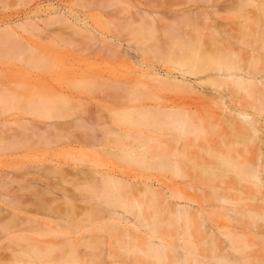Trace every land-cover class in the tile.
<instances>
[{
	"label": "rangeland",
	"instance_id": "rangeland-1",
	"mask_svg": "<svg viewBox=\"0 0 264 264\" xmlns=\"http://www.w3.org/2000/svg\"><path fill=\"white\" fill-rule=\"evenodd\" d=\"M243 8L238 7L236 0H0V212L6 216L12 214L5 204L9 197L26 206L18 211L12 208L15 217L20 219L14 232L0 231V264L13 261L18 251L14 239L17 233L29 235L32 229H39L38 223L27 222L29 218H48L37 212L36 206L50 204L53 215L62 216L74 229H80L88 223L86 219L98 215L91 211L94 207L86 202L87 193L82 189L97 174L114 176L128 184L121 194L127 200L137 196V201L143 203L140 213L143 218L131 220V223L142 230H146L145 224H150L157 236L173 244H180L187 238L184 222H175L171 211L174 202L169 201L172 207L169 210L160 205L166 200L162 197L155 202L163 212L154 218L148 206L152 194L150 196L145 190V184L161 196L174 188L194 195L197 201L186 202L193 208L190 209L192 213L201 210L204 219L201 229L220 231L232 224L229 218L234 212L229 210L232 204H224V209L219 210L213 193L201 184L206 182L201 168L205 160L197 158L194 165L185 162V178L174 177L171 171L142 169L115 157L103 144L102 136V145L74 139H79L81 133H86L90 139L89 131L75 123L82 111L88 109L94 117L105 120L111 116L113 108L120 109L122 104L124 107V103L138 93L140 85L136 80L150 85V74L182 78L171 68V63L153 58L150 52L143 54V46L132 37V28L152 20L157 35L163 40H170L171 33L182 40L200 35L201 43L214 45L210 48L214 50L215 46L233 45L235 39H250L248 36L242 39L237 29L243 26L237 17ZM248 10H254L253 5L243 9ZM220 37L227 39L219 42ZM14 44L28 47L41 61L33 66L21 63L13 50ZM166 71L171 73L166 74ZM189 80L196 84L194 78ZM150 90L164 98L185 96L193 101L196 96L195 93ZM13 91L16 96H12ZM59 96L69 101H60L64 98ZM11 97H16V106L9 105ZM29 101L36 105L38 101L53 102L69 116L55 119L24 116L20 108ZM224 102L228 109L239 107L229 98ZM216 110L221 113L220 109ZM30 121L36 128L31 129ZM49 123L56 125L48 126ZM18 124L31 130L28 141H8L11 137L6 135L18 129ZM216 124L208 126L207 136L197 141L191 151L198 152V144L217 149L213 144L229 136V128L220 120ZM263 133L264 123L261 137ZM200 154L208 158L210 153L199 151ZM54 166H60L62 172L54 173ZM4 196L7 200L2 199ZM68 200L71 206L67 205ZM110 226L100 231L101 239L93 241L96 249L111 253L108 264L152 262L127 242L121 233L123 229ZM127 227L132 235L142 234L131 224ZM196 229V225L191 226V231ZM41 230H45L44 225ZM136 256L140 262L130 261L137 260Z\"/></svg>",
	"mask_w": 264,
	"mask_h": 264
},
{
	"label": "bare ground",
	"instance_id": "bare-ground-1",
	"mask_svg": "<svg viewBox=\"0 0 264 264\" xmlns=\"http://www.w3.org/2000/svg\"><path fill=\"white\" fill-rule=\"evenodd\" d=\"M236 1L244 10L246 5L254 7V10L246 12L242 9L237 15L243 22V26L237 28L240 37L248 36L250 39H235L233 45L215 46L214 50H210L214 45L201 43L200 35L182 40L174 38L171 33L170 40H163L157 35L152 20L132 28L133 39L143 46L142 53L150 52L153 58L171 63V68L182 78L150 74V85L136 80L140 85L138 93L124 103V107L122 104L120 109L113 108L111 116L105 120L94 117L88 109L82 111L75 123L89 131L90 139L86 133L74 139L80 143L97 142L102 145V136L103 144L115 157L142 169L171 171L174 177L185 178V162L194 165L197 158L205 160L201 168L206 182L201 184L213 193L219 210L224 209V204H232L229 208L234 211L229 215L232 224L220 231L201 229L204 226L201 210L192 213L190 209L193 208L186 202L196 200L194 195L174 188L161 196L145 184V190L150 192V196L152 194L148 206L154 218L163 212L155 202L162 197L166 200L159 204L169 210L172 208L170 202H174L171 211L175 222H184L187 238L180 244H173L157 236L150 224V227L145 224L146 230H142L131 223V220L143 218L140 215L143 203L137 201V196L127 200L121 194L128 184L114 176L97 174L82 189L87 193L86 202H91L94 207L91 211L98 215L86 219L88 223L80 229H74L62 216L53 215L54 209L49 207L50 204L47 207L36 206V211L48 218L27 220L38 223L39 229H32L29 235L21 232L14 236L18 251L13 255V261L7 264H108L107 258L111 253L96 249L93 244L94 240L102 238L100 231L106 225L123 229H120L122 236L136 248V252L152 260L148 264H264V222L259 223V220H264V133L260 136L264 123V0ZM211 39L214 41V37ZM226 39L220 37L219 42ZM13 50L18 54L17 59L27 66L41 61L26 46L14 44ZM159 52L162 54L158 55ZM170 73L166 71V74ZM191 77L197 85L190 82ZM150 89L195 93L196 96L193 101L185 96L164 98ZM12 96H16L14 91ZM62 98L64 100L60 101L68 100ZM225 98L239 104L238 109H228ZM15 99L11 97L8 100L11 107L18 104ZM3 103L5 105L6 102ZM20 110L24 116L45 119L69 116L53 102L38 101L36 105L29 101ZM217 120L227 124L229 136L221 138L219 144H213L217 149L207 144L197 145L198 152L210 153L208 158L191 151L197 141L207 136L208 126L217 125ZM28 123L31 129L36 128L33 121ZM30 134L29 128L18 124V129L6 136L11 137L8 141L24 142L28 141ZM25 137L28 138L25 140ZM52 171L60 174L62 168L54 166ZM7 198L4 196L2 199ZM178 200L184 203H178ZM6 202L12 214L6 216L0 212V231L10 234L20 223L13 209L18 211L26 206L20 205L16 198L9 197ZM69 202L67 205L71 206ZM59 217L62 219H56ZM96 220L100 222L96 224ZM128 224L142 234H130ZM43 225L45 230H41ZM195 225L196 231H191V226ZM136 258L130 261L140 262Z\"/></svg>",
	"mask_w": 264,
	"mask_h": 264
}]
</instances>
